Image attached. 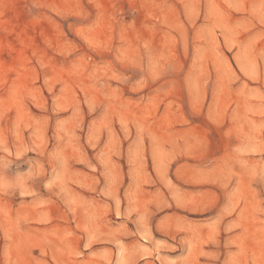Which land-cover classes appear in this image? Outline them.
<instances>
[{
  "label": "rangeland",
  "instance_id": "1",
  "mask_svg": "<svg viewBox=\"0 0 264 264\" xmlns=\"http://www.w3.org/2000/svg\"><path fill=\"white\" fill-rule=\"evenodd\" d=\"M0 264H264V0H0Z\"/></svg>",
  "mask_w": 264,
  "mask_h": 264
},
{
  "label": "clouds",
  "instance_id": "2",
  "mask_svg": "<svg viewBox=\"0 0 264 264\" xmlns=\"http://www.w3.org/2000/svg\"><path fill=\"white\" fill-rule=\"evenodd\" d=\"M90 108H91V105H90ZM61 130H64L63 129V125H61ZM124 133H125V138H128L131 135V132H130V130H129L128 127H125ZM68 134L69 135H72V136H75L76 135L75 132H71V133H68ZM91 146L95 147L94 144H92ZM100 162H101V164L107 165L108 160H107V154L106 153H104V154L101 155ZM129 163H130V165H134V163H135L134 156H133V154L131 152L129 154ZM106 177L107 178H110V176H108L107 173H106ZM137 188H139V184H137Z\"/></svg>",
  "mask_w": 264,
  "mask_h": 264
}]
</instances>
